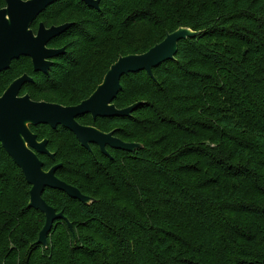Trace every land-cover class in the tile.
<instances>
[{
    "label": "trees",
    "instance_id": "1",
    "mask_svg": "<svg viewBox=\"0 0 264 264\" xmlns=\"http://www.w3.org/2000/svg\"><path fill=\"white\" fill-rule=\"evenodd\" d=\"M70 1L93 21L54 41L77 36L73 55L35 75L38 101L77 106L120 57L180 28L200 34L154 78L122 77L116 107L141 103L130 117L77 119L142 148L106 156L62 127H30L50 135L44 170L62 164L57 177L92 198L44 192L73 227L56 221L48 247L37 244L45 216L0 144V264H264V0H102L100 11Z\"/></svg>",
    "mask_w": 264,
    "mask_h": 264
},
{
    "label": "water",
    "instance_id": "2",
    "mask_svg": "<svg viewBox=\"0 0 264 264\" xmlns=\"http://www.w3.org/2000/svg\"><path fill=\"white\" fill-rule=\"evenodd\" d=\"M7 8L0 10V74L7 71L12 62L21 57L33 61L34 71L48 74L53 62L51 60L63 54V51L50 50L48 44L65 33L71 24L46 28L40 25L37 36L31 25L48 7L60 0H5ZM87 6L100 9L101 0H80ZM200 33L189 28H180L168 34L159 44L140 55L120 57L104 77L95 92L77 106L65 107L48 102H35L30 96L20 97L22 87L32 82L23 76L12 83L0 97V144L14 163L21 169L30 189L29 207L42 212L45 225L39 234L37 244L48 247V237L56 221L63 220L70 230L73 229L65 215L58 213L43 198L47 189L65 193L71 199L84 204L92 203V198L66 182L60 180L56 173L62 164L44 170L39 155L54 159L48 150V140L39 141L30 126L47 125L52 129L62 127L76 137L81 147L92 151L91 146L99 147L101 153L110 156L108 149L134 152L142 146L138 143H127L115 136V131L105 133L92 126H84L78 118L90 115L97 118L130 117L141 103L118 109L114 104L122 90L123 76L146 72L154 78L153 70L163 63L172 61L178 52L179 42L197 37Z\"/></svg>",
    "mask_w": 264,
    "mask_h": 264
},
{
    "label": "rangeland",
    "instance_id": "3",
    "mask_svg": "<svg viewBox=\"0 0 264 264\" xmlns=\"http://www.w3.org/2000/svg\"><path fill=\"white\" fill-rule=\"evenodd\" d=\"M101 2H102V0H101ZM101 2H100V4H101ZM69 5H73V6L77 7L79 9V11L76 8L77 11L70 10L71 12H69L68 10H66L67 6H69ZM105 7H107V2H103L102 6H100V9L101 8L104 9ZM5 8H7L6 1L0 0V10L5 9ZM88 8H91V7L88 6ZM91 9H94V8H91ZM100 9L97 11H100ZM82 11L83 10L81 9V5H79V1L73 2L70 0L69 1L68 0H62L61 2H57L54 5H52L51 7H49L47 13L45 12V15L43 17H41L33 25L31 30L37 35V32L39 30V26L41 24H44L48 29H50L52 27L64 26L66 24H71V27H72L76 23L77 24L78 23H81V24L84 23L85 25L88 26V24L91 21H93V19L84 15ZM69 13L72 15V18L68 17ZM46 16H47V20H46ZM76 38H77V36H75L74 34L68 35L66 38L52 43L49 48L51 50H56V51H60V52L63 51V54H65V53L68 54V52H69L71 55H73L74 50H72L71 46L73 45L72 43H74ZM56 61L58 62L60 60L56 59L55 63H56ZM59 63H61V62H59ZM29 70H30V73H29ZM32 71H33V68H32V64H31L30 60L21 59L19 61H16L12 65V68L10 69V71L5 73L0 78V97L5 94V92L9 89V87L12 85V83L14 81H16L17 79H19L25 75L29 76V77L31 75H33ZM36 83H37L36 87H40L41 86L40 84H43V82H41V81H38ZM38 83H40V84H38ZM43 85L46 86V84H43ZM46 93L47 92H45V94L43 96H46ZM28 94L31 95L37 101L41 99V96H34L36 94L32 93V86H30V85H28V87H26L22 93V95H28ZM54 104H56V103H54ZM43 132H44V140H48L50 138V135H49V133H47V129H44ZM56 165H59V163H55L54 166H56ZM71 169L74 170L75 168L73 167Z\"/></svg>",
    "mask_w": 264,
    "mask_h": 264
},
{
    "label": "flooded vegetation",
    "instance_id": "4",
    "mask_svg": "<svg viewBox=\"0 0 264 264\" xmlns=\"http://www.w3.org/2000/svg\"><path fill=\"white\" fill-rule=\"evenodd\" d=\"M24 1H26V0H24ZM59 2V1H58ZM57 3V2H56ZM54 5V4H53ZM52 6V5H51ZM50 6V7H51ZM49 8V7H48ZM47 8V9H48ZM47 9L44 11V12H42L40 15H39V17L33 22V24L31 25V29H32V27H33V25L41 18V17H43L44 15H45V12L47 11ZM44 25V24H43ZM45 26V25H44ZM40 27V26H39ZM46 27V26H45ZM47 28V27H46ZM38 33V32H37ZM35 34V33H34ZM36 35V34H35ZM37 36V35H36ZM61 36V35H60ZM60 36H58V37H56L55 39H53L49 44H48V46H47V48L48 49H50L49 47H50V45L57 39V38H59ZM51 50V49H50ZM61 55H63V54H61ZM60 55V56H61ZM59 56V57H60ZM21 59H28V60H30L31 61V64H32V68H33V71H32V74L33 75H31L29 78H31L32 79V82H28V83H26L23 87H22V89H21V92H20V97H23V96H30V98L33 100V101H35V102H46V101H37V100H34L33 98H32V96L31 95H22V93H23V91H24V89L26 88V87H28V85H33V84H35V75H39V76H46L47 74H45V73H43V72H35L34 71V65H33V61H32V59L31 58H29V57H21L20 59H16V60H14L13 62H12V64H11V66H10V68L7 70V71H5V72H3L2 74H0V77L4 74V73H6V72H8V71H10V69L12 68V65L16 62V61H19V60H21ZM56 59H58V57L57 58H55V59H53V60H51V62H53V65H54V63H55V60ZM52 68V67H51ZM51 70V69H50ZM50 72V71H49ZM49 74V73H48ZM30 127H35V126H30ZM37 127V126H36ZM31 130V129H30ZM43 141V140H42ZM98 149H99V147H98ZM100 150V149H99ZM101 152V151H100Z\"/></svg>",
    "mask_w": 264,
    "mask_h": 264
}]
</instances>
